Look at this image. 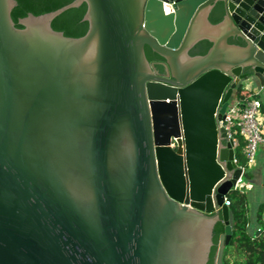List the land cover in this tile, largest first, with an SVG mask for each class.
<instances>
[{"label": "water", "instance_id": "1", "mask_svg": "<svg viewBox=\"0 0 264 264\" xmlns=\"http://www.w3.org/2000/svg\"><path fill=\"white\" fill-rule=\"evenodd\" d=\"M83 3L86 34L53 28ZM17 4L0 0V264H209L219 222L229 264L241 169L218 122L246 82L264 92V0H74L21 27Z\"/></svg>", "mask_w": 264, "mask_h": 264}, {"label": "trees", "instance_id": "2", "mask_svg": "<svg viewBox=\"0 0 264 264\" xmlns=\"http://www.w3.org/2000/svg\"><path fill=\"white\" fill-rule=\"evenodd\" d=\"M74 0H17L18 4L12 11L13 19L16 25L21 17L27 16L29 13L35 15L44 14L50 11L57 10ZM87 11V4L83 3L78 7L70 8L60 15H58L52 22V26L55 30L63 31L67 36L80 37L86 34L89 28V22L84 20V16ZM223 6L219 4L215 13L212 14L211 20L217 23L223 19ZM233 42V40H230ZM212 43L208 40L199 42L192 50V55L205 54L208 52ZM147 55L150 61L154 59V54L147 51ZM245 92L242 87L238 88V95L243 96L249 94ZM262 112H264V106H262ZM244 141L242 140L241 146L237 149V157L242 162V147ZM231 200L230 215L233 226V236L230 244L227 246L225 255L227 252H236L244 256V263L236 262L234 264H264V232L258 237L251 238L247 233L248 225V195L240 190H231L228 194ZM259 219L264 224V205L260 207ZM225 225L219 222L215 228L214 242L215 246L212 248L211 258L209 264H213L214 255L217 250V243L220 235L224 232ZM227 263V260H225Z\"/></svg>", "mask_w": 264, "mask_h": 264}, {"label": "built area", "instance_id": "3", "mask_svg": "<svg viewBox=\"0 0 264 264\" xmlns=\"http://www.w3.org/2000/svg\"><path fill=\"white\" fill-rule=\"evenodd\" d=\"M258 95H260L259 91L243 96L233 95L223 118L218 122L219 127L226 131L227 138L235 151L234 162L241 169V174L231 190H240L244 193L247 192L244 187L248 171L247 165L251 166L255 163L259 146L264 143L263 103ZM242 140L244 141L242 153L245 163L240 162L237 157V149L241 146ZM225 204L229 207L231 205L228 196L225 199Z\"/></svg>", "mask_w": 264, "mask_h": 264}, {"label": "crops", "instance_id": "4", "mask_svg": "<svg viewBox=\"0 0 264 264\" xmlns=\"http://www.w3.org/2000/svg\"><path fill=\"white\" fill-rule=\"evenodd\" d=\"M243 90L252 93L260 91L258 87H254L252 82L245 83ZM234 95H238V90L234 92ZM258 97L262 100V106H264V92H261ZM262 118L264 121V112H262ZM246 177L249 183L247 191L249 200L247 233L251 238H255L264 232V224L259 219L260 207L264 205V143L259 146L256 161L250 166ZM227 263L231 264L230 262Z\"/></svg>", "mask_w": 264, "mask_h": 264}, {"label": "rangeland", "instance_id": "5", "mask_svg": "<svg viewBox=\"0 0 264 264\" xmlns=\"http://www.w3.org/2000/svg\"><path fill=\"white\" fill-rule=\"evenodd\" d=\"M247 83V82H246ZM254 84V83H253ZM258 85L255 83L254 84V87H257ZM242 158H243V160H242V163H245V157L242 155ZM247 168H248V170L250 169V166H248L247 165ZM248 182H247V177H245V183H244V187L246 188V190L248 191V188H249V186H248ZM247 193V192H246ZM245 258H244V256L243 255H240V254H238V253H236V252H232V251H230V252H227V254L225 255V260H227V262H230L231 264H234L235 263V261L236 262H239V261H243Z\"/></svg>", "mask_w": 264, "mask_h": 264}, {"label": "flooded vegetation", "instance_id": "6", "mask_svg": "<svg viewBox=\"0 0 264 264\" xmlns=\"http://www.w3.org/2000/svg\"><path fill=\"white\" fill-rule=\"evenodd\" d=\"M231 40H233V42H236V40H234V39H231ZM157 60H158V57L156 55H154V59L152 61H157Z\"/></svg>", "mask_w": 264, "mask_h": 264}]
</instances>
